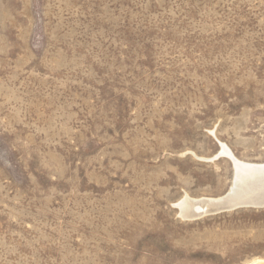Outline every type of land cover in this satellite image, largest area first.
Masks as SVG:
<instances>
[{
	"label": "rangeland",
	"instance_id": "1",
	"mask_svg": "<svg viewBox=\"0 0 264 264\" xmlns=\"http://www.w3.org/2000/svg\"><path fill=\"white\" fill-rule=\"evenodd\" d=\"M222 146L264 163V0H0V264L264 259V207L177 206Z\"/></svg>",
	"mask_w": 264,
	"mask_h": 264
},
{
	"label": "bare ground",
	"instance_id": "2",
	"mask_svg": "<svg viewBox=\"0 0 264 264\" xmlns=\"http://www.w3.org/2000/svg\"><path fill=\"white\" fill-rule=\"evenodd\" d=\"M222 153L232 160L235 167L228 192L217 198L192 199L185 196L187 198L177 204L182 217L194 220L205 215L217 214L219 209L230 208L238 205L237 203L245 205L244 207H264V163L240 161L225 146H222ZM234 209L236 208L231 210ZM248 264H264V259H255Z\"/></svg>",
	"mask_w": 264,
	"mask_h": 264
},
{
	"label": "water",
	"instance_id": "3",
	"mask_svg": "<svg viewBox=\"0 0 264 264\" xmlns=\"http://www.w3.org/2000/svg\"><path fill=\"white\" fill-rule=\"evenodd\" d=\"M232 165H233V162H232ZM235 169L234 165H233V170ZM238 205L236 206H233V207H225V208H221L218 210V213H221V212H225V211H229L233 208H240V207H244L245 205H242L241 203H237Z\"/></svg>",
	"mask_w": 264,
	"mask_h": 264
}]
</instances>
